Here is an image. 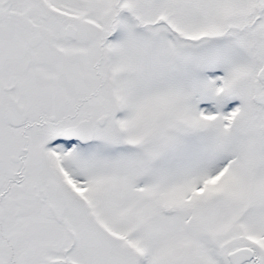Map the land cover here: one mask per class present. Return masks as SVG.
<instances>
[{
  "label": "snow or ice",
  "instance_id": "snow-or-ice-1",
  "mask_svg": "<svg viewBox=\"0 0 264 264\" xmlns=\"http://www.w3.org/2000/svg\"><path fill=\"white\" fill-rule=\"evenodd\" d=\"M0 264H264V0H0Z\"/></svg>",
  "mask_w": 264,
  "mask_h": 264
}]
</instances>
